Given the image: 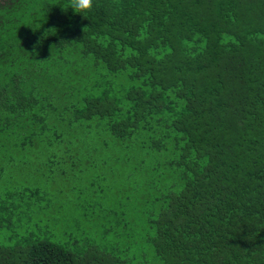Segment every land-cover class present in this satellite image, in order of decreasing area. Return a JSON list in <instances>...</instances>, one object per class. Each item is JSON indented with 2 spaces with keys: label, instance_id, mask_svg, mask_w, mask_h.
<instances>
[{
  "label": "trees",
  "instance_id": "trees-1",
  "mask_svg": "<svg viewBox=\"0 0 264 264\" xmlns=\"http://www.w3.org/2000/svg\"><path fill=\"white\" fill-rule=\"evenodd\" d=\"M68 5L0 0V264H264V0Z\"/></svg>",
  "mask_w": 264,
  "mask_h": 264
},
{
  "label": "rangeland",
  "instance_id": "rangeland-1",
  "mask_svg": "<svg viewBox=\"0 0 264 264\" xmlns=\"http://www.w3.org/2000/svg\"><path fill=\"white\" fill-rule=\"evenodd\" d=\"M2 187L0 186V191H2ZM1 216V215H0ZM23 219L19 220L16 216L14 215L13 221L12 220H6L3 219L4 223L0 224V245L4 246V244L8 245H13L17 237L10 238L13 236L15 232V228H17L18 231H22L24 229H20V227L27 223L26 219L29 215L23 214ZM3 217V216H2ZM26 227V226H25Z\"/></svg>",
  "mask_w": 264,
  "mask_h": 264
},
{
  "label": "clouds",
  "instance_id": "clouds-1",
  "mask_svg": "<svg viewBox=\"0 0 264 264\" xmlns=\"http://www.w3.org/2000/svg\"><path fill=\"white\" fill-rule=\"evenodd\" d=\"M94 7V0H69L68 8L74 10L76 14H79L86 18V14L92 11Z\"/></svg>",
  "mask_w": 264,
  "mask_h": 264
}]
</instances>
